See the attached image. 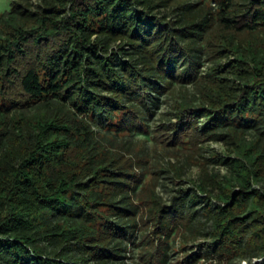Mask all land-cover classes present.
<instances>
[{"label": "trees", "instance_id": "obj_1", "mask_svg": "<svg viewBox=\"0 0 264 264\" xmlns=\"http://www.w3.org/2000/svg\"><path fill=\"white\" fill-rule=\"evenodd\" d=\"M193 1L15 0L0 16V264H130L131 248L169 264L200 235L188 261L264 264V0ZM152 93L177 98L153 136ZM134 135L173 155L223 143L227 173L203 167L167 203Z\"/></svg>", "mask_w": 264, "mask_h": 264}, {"label": "rangeland", "instance_id": "obj_2", "mask_svg": "<svg viewBox=\"0 0 264 264\" xmlns=\"http://www.w3.org/2000/svg\"><path fill=\"white\" fill-rule=\"evenodd\" d=\"M15 0H0V16L6 13L11 9L12 3ZM199 0H194L193 3H198ZM36 4V2H35ZM199 6H203V3H198ZM213 6V5H212ZM208 8V7H207ZM211 11L215 12L216 7L208 8ZM166 15L169 17V19H175L178 15V12L172 11L169 9H163L160 12V16ZM164 26V25H163ZM247 35H241L238 36L239 38H246ZM241 41V40H240ZM113 46V48H115ZM203 67L202 71H205L207 68L210 67L211 63L207 60V58L203 57ZM190 95H193L195 93V88L191 84L187 86ZM154 94L158 99L157 104H153L151 106L152 114L149 118V122H146V131L148 130L149 135H154L155 128L162 125V123L166 122L169 123V120L176 121V118L173 116L174 114V106L175 102L177 100L176 96H173L172 94H162L157 95ZM206 119L203 118L201 120V124L203 125L205 123ZM139 136H133L130 138L133 141L132 145H135L138 150H141L139 155L144 156V163L149 171L157 170L159 172L158 174V187L157 192L158 194L164 199L165 202H170L173 196L175 195V191L179 188H194V185L192 181H198L200 180V177L202 175V169L203 167L209 169L211 172H218L221 174V176H224L227 173V168L220 164H215L213 161L218 156H222L226 152V145L223 143H217V142H207L202 144L201 146L196 145L194 150L192 152H185L183 151L181 154H170L168 152L162 153L158 150L157 145H154L155 143L153 140H150L148 136L144 138H138ZM132 147V146H131ZM134 148V147H132ZM190 155H193L195 159H200L201 163H203V166L198 164H191L190 161H188V158ZM191 158V157H190ZM179 164L184 165V181H181L180 179H175L173 176V173L171 171L170 164ZM202 167V168H201ZM257 188H260L257 186ZM239 191L238 189L235 190V192ZM208 231L211 230V224L209 223L207 225ZM188 233V232H187ZM186 233V234H187ZM185 234V233H184ZM181 235V234H180ZM192 238V237H191ZM184 239L185 236H179L175 242L177 246H180V249L176 253L173 254L172 258L169 261V264H250L249 261H238V260H228L226 258L223 259H214V257H200L196 258L195 261H188L187 256L195 255L199 252H201L202 255L206 253V248L210 244L211 240L206 239L205 236L200 235L199 238L194 240H189L187 243V247L185 250L182 249L184 246ZM188 241L187 239H185ZM205 256V255H204ZM262 260L259 258L254 259V263L261 262ZM128 263L132 264H139L138 259V250L137 249H130V252L128 254Z\"/></svg>", "mask_w": 264, "mask_h": 264}]
</instances>
